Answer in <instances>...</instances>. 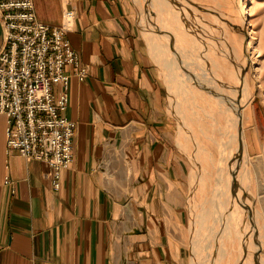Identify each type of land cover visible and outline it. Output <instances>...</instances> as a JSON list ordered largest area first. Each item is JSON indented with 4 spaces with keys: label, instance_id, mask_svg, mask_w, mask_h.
Returning a JSON list of instances; mask_svg holds the SVG:
<instances>
[{
    "label": "crops",
    "instance_id": "obj_1",
    "mask_svg": "<svg viewBox=\"0 0 264 264\" xmlns=\"http://www.w3.org/2000/svg\"><path fill=\"white\" fill-rule=\"evenodd\" d=\"M67 1L76 12L67 36L88 70L85 80L71 77L62 113L77 122L74 159L56 189L47 162L7 152L0 114V264H163L145 212L131 223L123 187L111 178L128 170L113 168V159H150L160 149L168 126L162 85L129 0H34L36 14L59 24ZM5 43L0 11V53Z\"/></svg>",
    "mask_w": 264,
    "mask_h": 264
},
{
    "label": "rangeland",
    "instance_id": "obj_2",
    "mask_svg": "<svg viewBox=\"0 0 264 264\" xmlns=\"http://www.w3.org/2000/svg\"><path fill=\"white\" fill-rule=\"evenodd\" d=\"M129 1L130 19L137 27L148 60L162 85L163 120L168 126L162 133L160 149L151 154L152 159L136 160L131 153L129 157L124 155L122 160L112 161L113 168L122 167L129 170L125 176L119 175L116 171L111 176L115 186L123 187L121 194L126 215L130 217L132 223V219L137 214L142 216L143 211L145 212L146 229L155 231L156 240L164 247L161 251L163 264H167L166 261L171 262L170 264H204L198 254V248L204 247L205 250L209 244L211 236L206 227L216 220L219 209L217 203L219 184L227 177L223 174L226 175V172L228 174L230 168H227L223 174L216 168V163L221 160L218 150L210 138L198 132L197 122L192 121L190 117L191 104L185 98L191 84L188 81L190 77L188 73L194 70L198 73V68L192 69L186 66L184 70V63L180 64L177 58L170 59L168 48H163L161 40H157L158 37L154 36L158 32L163 34L164 29L163 24L160 23L162 14L158 11L167 18L166 26H173L174 11L185 18L183 22L186 26L189 24L186 22L188 19L198 27L211 32L213 36L216 35L217 39L225 41L232 49L228 56L245 55L240 61L245 63L250 96L241 109V131L245 147L250 151L249 168L252 172L250 189L256 196V206L261 213L259 220L263 232V246L257 253L261 263L258 261L256 264H262L264 262V0H165L166 4H163L162 0ZM153 2L157 4L156 7H153ZM174 23L179 22L174 21ZM241 27L245 32L244 38ZM252 33L257 45V61L254 59ZM241 48L244 51L240 50ZM174 49L177 50V47ZM228 56L226 59L231 58ZM184 58L188 57L184 56ZM169 59L173 64L171 71ZM231 70L232 81L225 74H222V77L230 82L233 89L238 72L236 68ZM210 72L214 73L212 70ZM192 129H197L198 140L201 143L198 149V162L193 159L197 149L188 131ZM202 144L206 145L207 149H204ZM144 170H148L150 174L147 172L141 174ZM138 209L139 213H137ZM200 230L203 232L201 233ZM235 246L236 243H225L220 249L221 254L219 253L215 264H244L246 252L243 250V253L239 252L237 256L233 251ZM245 262L252 264L248 263L247 259Z\"/></svg>",
    "mask_w": 264,
    "mask_h": 264
},
{
    "label": "bare ground",
    "instance_id": "obj_3",
    "mask_svg": "<svg viewBox=\"0 0 264 264\" xmlns=\"http://www.w3.org/2000/svg\"><path fill=\"white\" fill-rule=\"evenodd\" d=\"M162 1L163 4H166L165 0ZM156 5L153 2V7ZM158 12L162 14L160 23L163 24L164 29L163 34L158 32L154 36L158 37L157 40H161L163 48H168L170 59L177 58L180 64L184 63V70L187 67L192 69L196 67L199 70L198 73L194 70L188 73L189 75L187 74L190 76L188 81L191 84L185 98L191 104L190 117L192 121L197 122L198 132L210 138L218 150L221 160L216 163V168L222 174L227 171V168H230L229 175L227 172L226 175L223 174L227 177L219 184L220 192L217 198L219 209L216 220L212 225L206 227L211 236L209 244L205 250L204 247H199L198 254L204 264H215L222 246L225 243H236V246L233 247L235 254L239 256V252L243 253L244 250L248 263L256 264L260 260H258L260 257L257 253L263 246V232L259 220L261 213L256 206V196L250 189L252 183V172L249 168L250 151L245 147L241 131V109L250 96L245 63L240 61V58H245V55L237 57L236 54H232L233 56L229 55L230 59H226L232 49L227 46L225 41L217 39L216 35L213 36L211 32H207L203 27H198L188 19L186 22L189 24L186 26L183 22L185 18L174 11L173 26H166L167 18L162 12ZM174 21L179 23H174ZM242 27L240 30H242L241 34L244 38L245 32ZM252 40L254 59L256 60L257 45L253 33ZM173 47H177V50ZM210 50L215 54L213 55ZM240 50L244 51L243 48ZM184 56L188 58L185 59ZM217 57L220 59L219 61ZM169 63L171 71L173 64L171 61ZM232 68H236L238 72L235 76L233 89L230 82L222 77V74H225L232 81ZM209 69L214 73H211ZM188 131L197 149L193 159L198 162V149L201 145L197 136L198 132L197 129ZM202 146L207 149L206 145L202 144ZM245 259L244 264H246Z\"/></svg>",
    "mask_w": 264,
    "mask_h": 264
},
{
    "label": "built area",
    "instance_id": "obj_4",
    "mask_svg": "<svg viewBox=\"0 0 264 264\" xmlns=\"http://www.w3.org/2000/svg\"><path fill=\"white\" fill-rule=\"evenodd\" d=\"M68 2L61 22L49 24L38 18L34 0H0L6 31L0 53V114L6 117L7 152L47 162L56 189L74 159L77 122L62 114L69 103L70 79L88 76L67 36L76 20ZM54 84L61 85L57 93Z\"/></svg>",
    "mask_w": 264,
    "mask_h": 264
}]
</instances>
